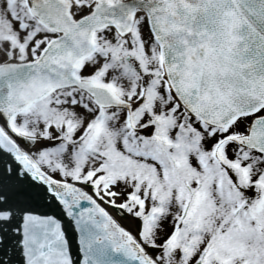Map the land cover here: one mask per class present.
Listing matches in <instances>:
<instances>
[{
    "label": "snow or ice",
    "instance_id": "1",
    "mask_svg": "<svg viewBox=\"0 0 264 264\" xmlns=\"http://www.w3.org/2000/svg\"><path fill=\"white\" fill-rule=\"evenodd\" d=\"M0 264H264V0H0Z\"/></svg>",
    "mask_w": 264,
    "mask_h": 264
}]
</instances>
